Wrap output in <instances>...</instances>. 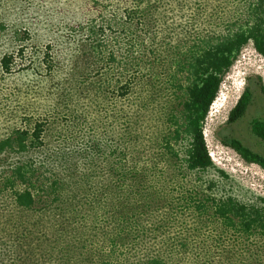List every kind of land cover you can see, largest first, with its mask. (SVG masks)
<instances>
[{
	"label": "rangeland",
	"instance_id": "obj_1",
	"mask_svg": "<svg viewBox=\"0 0 264 264\" xmlns=\"http://www.w3.org/2000/svg\"><path fill=\"white\" fill-rule=\"evenodd\" d=\"M226 1L201 0L195 7L199 11L208 8L217 14ZM111 5L116 9V4ZM153 14L156 19L165 16L159 10ZM121 16L125 19L120 9ZM112 18V12H100L94 0H0V139L16 126L33 124L43 115L48 97L56 101L43 146L24 152H0V264L75 262L76 257L63 258L65 248L72 245L73 249L86 251L91 247L82 240L74 243V232L80 235L74 226L82 222L80 218L93 213L103 219L108 229L102 230L92 247L106 250L108 237L104 232H111L120 243L115 246L119 264H132L156 252L168 264H264L263 243L228 238L218 222L207 226L178 206V200L170 192L171 185L177 183L167 174L168 168L166 172L157 170L155 175L156 188L166 190L167 199L163 203L154 204L156 200L151 197V208L146 212L138 209L135 214L124 208L115 213L104 205L107 200H104L103 188L108 184V171L120 166V158L100 155L90 149V144L112 138L120 144V136L121 139L130 136L137 140L138 154L154 147V151H158L160 131L173 127L167 119L174 106L175 93L174 81L170 78L179 64L176 53L153 62L148 52L154 45L144 40V45L136 47L142 60V83L139 80L126 96L120 95L116 79L124 80L126 76L116 72L127 57L123 51L128 46L123 40L133 39L132 29L137 26L128 34H118L115 30H121V26L108 22ZM170 20L173 26L169 31L173 34L165 46L169 49V42L175 43L182 32L181 19L175 16ZM70 25L77 26L78 31H70ZM80 27L89 28L93 38L86 39ZM197 28L205 37L213 33L212 29L204 28L203 23ZM112 53H115V62L110 61ZM6 54L11 55L12 60L9 72L2 66ZM45 63L51 65L47 67ZM151 71L153 76L149 78ZM129 72L135 74V67ZM109 77L113 83L104 82ZM263 85L264 57L250 41L226 74L204 125L216 166L205 176L215 177L218 184L220 180L218 189L230 192L243 202L264 197V168L244 160L228 142L240 140L264 155V140L251 127L255 118H264ZM246 88L252 92L251 104L244 116L232 123L230 112ZM124 114L136 117L138 124L133 123L127 130L126 124H120ZM137 127H140L138 136ZM134 149L136 155V147ZM108 159L110 168L104 163ZM19 164L24 167V184L13 174ZM139 167L145 168V165ZM219 170L226 176L222 177ZM197 177L194 172L188 179ZM91 181H96L95 186L85 192L83 186ZM26 184L37 196V203L31 209L19 208L14 201L15 192L24 189ZM93 200L96 202L92 203ZM92 204H95L94 211L90 210ZM146 231L148 236H142ZM69 242L72 244L67 245ZM256 250L261 252L259 257L253 253ZM70 254L71 251L68 256Z\"/></svg>",
	"mask_w": 264,
	"mask_h": 264
},
{
	"label": "trees",
	"instance_id": "obj_2",
	"mask_svg": "<svg viewBox=\"0 0 264 264\" xmlns=\"http://www.w3.org/2000/svg\"><path fill=\"white\" fill-rule=\"evenodd\" d=\"M200 1L117 0L115 2V0H94V5L97 4L100 12L103 10L112 12L113 18L108 19V22H116L121 26V30L118 28L115 30L118 34H128L130 29L137 26L132 29L134 38L123 40L128 43L123 52L126 53V58L132 57V60L125 58L120 62V70L116 72V74L120 73L122 76H126L124 80H120L119 77L116 79L120 95L126 96L133 89L134 84H139V80L140 84L142 83L143 74L140 73L142 60L139 49L136 51V47L144 45V40L148 39L154 45L153 49L148 52L153 62L159 61L162 57H172L175 53L178 55L177 60L179 59L176 72L170 78V81L172 79L174 81L176 94L173 93L172 103L174 106L172 111L167 114V119L168 122H172L173 127L160 131V138L156 146L158 151L155 152L154 147L149 152H144L145 154H138L139 147L135 144L137 140H133L130 136H123V139L120 136V144L116 143L113 138L102 142L103 144L97 140L90 144V149L100 155L103 153L107 158L109 156L120 158V166H113L108 171V184L103 188V191H106L105 198H103L107 200L104 205L115 213H119L120 209L124 208L135 214L138 209L146 212L151 208L153 201L151 197L156 200L153 201L154 204L157 201L163 203L167 199L166 190L160 187V191L159 188H156V184L154 185L155 175L157 170L166 172L165 168H168L167 174L172 181L175 180L177 183L176 186L171 185L173 188L170 192L178 200V206L193 213L195 219L207 226L209 223L218 222L219 227L228 238L235 240L243 238L252 241V244H264V197L257 196L243 202L230 192L218 189L220 180L218 184L215 177L205 176L216 166L204 133L205 121L219 95L224 78L243 47L252 41L257 52L264 57V0H228L223 7H220L217 14L210 12L208 8L199 11L195 6ZM203 3L207 7V4ZM111 4H116L118 11ZM120 9L125 19L120 17ZM157 10L164 12L165 16L154 18L153 13ZM175 16L181 19L182 32H179L180 36L175 43L169 42L171 45V49H169L170 47L165 46L168 43L167 39L173 34L169 31L173 26L170 19ZM202 23L204 28L212 29L213 33H209L206 37L203 36L202 30L197 28ZM69 30L77 32L78 28L70 25ZM79 30L86 33V39L93 38V32L89 28L84 30L83 27H80ZM182 34H185V37ZM164 40L166 41L164 42ZM51 53L54 54V52ZM115 59V53H112L110 61L115 62ZM2 61L3 69L9 72L11 70V55L6 54ZM108 63L110 62L108 61ZM45 64H48L47 67L51 65L50 63ZM132 66L135 67V74L129 72ZM153 71L148 73L149 78H152ZM107 80H111L113 83L112 78H106L104 82ZM261 90L264 94V85ZM46 100L48 104L43 110V115H39L33 124L22 128L16 126L11 129L8 136L0 139V152H24L29 148L44 145L47 125L49 126L48 122L54 115L56 104V101L50 97ZM251 101L252 92L246 88L230 112V122H237L243 117ZM122 123L126 124L127 130H129L133 123L138 124V120L136 117L124 114L120 118V124ZM251 127L252 131L264 140V118H255ZM139 129L140 127H137L136 136L140 134ZM228 144L244 160L264 168L263 154L253 151L237 139L228 142ZM138 145L140 146V144ZM135 147L136 155L133 152ZM109 161L110 159L104 160V163L109 166ZM139 165H145V168H140ZM194 172L198 177L195 180L188 179L189 175ZM219 172L222 177L226 176L224 171L219 170ZM13 174L17 175V179L23 184L26 183L23 164L15 166ZM8 180L13 185V181ZM95 184L96 181L88 182L82 189L87 192ZM154 188L156 190L152 191ZM52 193H49L47 197L50 198ZM55 200L56 197L53 201L55 202ZM14 201L19 208L31 209L37 203V196L31 186L26 184L24 189L15 192ZM95 202L96 200H93L92 203ZM90 210H95V204L90 206ZM80 219L82 222L78 225L76 223L75 226H77H74V229L80 234L74 232L76 238L74 243L82 240L85 245H91V247L86 251L76 250L69 242L67 245L71 246L65 248L63 258L76 257V261L71 264H119V258L118 261L115 258V246L120 243L116 237L111 236V232H104L108 237L107 244L104 245L106 250L92 247L101 237L102 230L108 229L107 225L102 222L103 219L98 218L95 213ZM142 236H148L147 231L143 232ZM60 249L62 248L60 247ZM70 251L71 254L68 256ZM256 252L253 253L259 257L261 252L257 250ZM152 255L143 260L132 262V264H168L159 252ZM63 264L66 263L63 262Z\"/></svg>",
	"mask_w": 264,
	"mask_h": 264
},
{
	"label": "bare ground",
	"instance_id": "obj_3",
	"mask_svg": "<svg viewBox=\"0 0 264 264\" xmlns=\"http://www.w3.org/2000/svg\"><path fill=\"white\" fill-rule=\"evenodd\" d=\"M68 20V19H67Z\"/></svg>",
	"mask_w": 264,
	"mask_h": 264
}]
</instances>
